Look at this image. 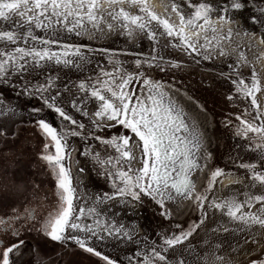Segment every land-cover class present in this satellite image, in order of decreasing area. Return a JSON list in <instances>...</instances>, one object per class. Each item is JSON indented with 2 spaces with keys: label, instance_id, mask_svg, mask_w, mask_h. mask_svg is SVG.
Wrapping results in <instances>:
<instances>
[{
  "label": "rangeland",
  "instance_id": "rangeland-1",
  "mask_svg": "<svg viewBox=\"0 0 264 264\" xmlns=\"http://www.w3.org/2000/svg\"><path fill=\"white\" fill-rule=\"evenodd\" d=\"M167 1L170 4H179L187 14L189 0ZM191 2L198 3L205 2V0H191ZM206 2L211 4L214 9H228L227 15L231 17L234 28L231 37L232 42H236L234 38L237 39V36H244L245 32L248 33L245 36L251 34H256L260 38L264 36V24L251 21L253 16L264 21V0H206ZM234 2H240L244 7L233 11L231 5ZM126 4L129 7H123L126 11H129L130 3L126 2ZM135 14H139V9ZM217 15L218 13L213 11L211 19L217 18ZM13 19H18V17H13ZM237 23L239 27H236ZM112 24L115 26V31L105 27L104 34L102 30L99 34L98 31L92 30L95 34L93 38H100V42L97 43L90 40L87 35L91 27L88 24L85 25L88 31L83 32L79 37L68 33L61 35V43L82 46L83 55L86 56V59L80 68L63 63L57 65L53 62L44 66L42 70L40 68L30 70V74L24 75L23 79L19 75L13 77L11 74L7 83L0 79V213L12 212L21 215L26 211V214L33 212L35 215L34 225L27 232H23L22 238L17 244L18 247L10 253V261L12 264H54L57 262L62 264L65 261H68V264H105L99 257L81 249L75 241H53L39 230L42 223L41 218H46L49 212L55 213L58 210L60 190L57 187L56 170L46 160L42 159L44 155L55 154L54 142L45 135L39 127L38 121L44 119L56 127L58 133L61 129L65 133L63 139L67 141L68 148L66 151L68 155L65 156L63 163L70 170L72 184L79 196V200L74 199L76 214L79 215L80 207L85 208L86 205L83 201L84 198L80 197L78 186H75L77 175L73 173L71 159V155L75 151L76 162L80 163L79 174L83 175L81 178L88 177L86 185L93 190L98 200L97 203L109 204V200H114L115 197L112 196L113 183L107 172L116 171L115 160L109 162V158L117 156L116 146L93 139V136L99 135L102 138H111L117 133H122L123 129L115 126L106 128L101 132L95 130L92 121L96 120L92 118V114L95 116L94 112L97 105L94 98L91 97L90 86L95 84L97 76L103 79L101 70L112 73L115 68L118 70L115 72L117 78L121 71L135 74L137 69L135 61L149 55H157L162 59L152 68H149L148 64H144L140 71L145 72L148 78L161 83L163 86L176 83L188 89L196 96L192 100L197 108H200L205 116L207 115L208 124L210 125L208 132L212 135L210 141L211 153L207 158V163L202 166L205 173L189 203H178V209L165 204L168 209L167 216L163 214L164 209L150 198L139 201L143 208H133L136 212L132 207L126 208L119 204L116 212L118 218L116 225L118 227L123 226L125 231L132 235V243L125 245L123 241L126 238L122 237L119 245L112 241L111 243L90 242L89 246L102 251L110 259L116 260L117 264H136L138 258L142 259L144 249L146 247L150 249L153 242L159 248L158 234L170 235L173 231H179L177 225H183L185 230L194 228V231L188 240L175 246L174 253H172V249L168 250L169 253H172L170 256L168 255L170 264H175L177 259H182L183 264H190V262L199 264L202 257L210 249H218L216 255L223 257L225 264H228V262L230 264H251V260L264 259V227L258 223L245 225L233 221L227 216L226 209L221 211L209 207V204L213 203V197H216L217 182L221 176L216 179L212 191L205 193L208 199L204 202L206 215L203 218V224L200 222L201 210L196 206L197 202L195 200V195L205 187L209 171L216 167L223 169L224 174L231 173L241 176L248 185L232 184L228 186L215 200V203L229 199L244 203L248 196H254L258 191L264 190V182L254 180L251 170L240 166L247 163H256L258 165L256 171L264 172V166L260 165L262 150L256 148V143L259 141H250L236 135V132L242 127L237 116L241 115L252 121L256 112L251 106L250 98L237 93L235 86L230 82L229 73H234L235 68L230 69L228 65H235V57H220L214 50L215 52L210 51L213 56L212 60L197 58L194 61L181 48L174 46L175 42L170 39L168 40L169 44L164 45L158 39L159 36H157L156 41H151L148 35H143L146 32L138 33L137 36L133 35L132 37L123 36L125 34L118 35V27L119 30L121 27H116L114 22ZM11 27V24L0 19V31L10 30ZM227 27V25L224 26L225 31H227ZM36 35L43 34L37 30ZM248 43H242L240 47L245 59L248 61H243L240 64V74L246 82H250L251 74L255 71L262 88H264V73L255 61L251 62V58L254 56L258 63L264 61V44ZM11 47L13 45L0 40V50L10 51ZM177 63L180 67L175 66ZM168 64L169 66H167ZM49 76L53 81L50 94L55 96L57 91L61 94L56 98L57 106L62 107L78 123H83L85 126L83 129H79L72 125L70 121L62 119L53 110L42 104L40 95L33 94V87L46 84ZM89 77L92 79L89 80ZM81 81H85L89 85L87 96L79 90ZM25 84L29 86L26 92L23 91ZM131 87L139 95L143 84L138 76ZM188 90H183V95L188 96L190 94ZM48 94L49 92L44 93L45 96ZM146 95L147 91L144 92V96ZM230 95L231 99L228 98ZM259 95L257 93V97ZM82 100L83 103H81ZM73 102H75V107H73ZM258 103H260L262 109L259 99ZM33 108H42V110L34 112ZM245 109H247V113H245ZM97 119L100 118L97 117ZM259 122V120L255 121L257 124ZM73 130L78 134H73ZM249 136H252V134L250 133ZM134 139L138 138L133 136L128 147L131 146ZM45 145H47V148ZM85 150H87V155L83 154ZM139 154L141 168L143 164L140 147ZM132 162L133 159H131ZM121 166L125 171L131 167L130 164L124 162ZM81 168L83 172L80 171ZM29 185L31 186L29 187ZM28 189H31L32 192L29 190L28 195H26ZM104 193L109 194L108 198H103ZM86 207L91 208L89 205ZM261 208L260 202H255L251 208L246 206L243 211H251L264 218V211H261ZM88 209L85 216L89 218L84 222L91 223L94 214L89 213ZM180 213L183 218L186 217L185 220L183 222L174 221L179 218ZM133 222L138 228L144 224L145 234L141 233L143 236L142 241H140L138 235L135 236L131 230L127 229L130 223ZM225 229H228V231H225ZM68 230H66V235ZM226 239L227 241H225ZM145 240H147V245ZM253 240H258L259 243H252ZM20 246H24V253L20 257L14 256L15 251ZM185 248H188L187 253L183 255L181 253H185ZM138 250L140 252L139 257L137 256ZM180 251L181 253H179Z\"/></svg>",
  "mask_w": 264,
  "mask_h": 264
},
{
  "label": "snow or ice",
  "instance_id": "snow-or-ice-1",
  "mask_svg": "<svg viewBox=\"0 0 264 264\" xmlns=\"http://www.w3.org/2000/svg\"><path fill=\"white\" fill-rule=\"evenodd\" d=\"M129 2L131 7L139 9V14L126 11L123 5ZM169 6L165 5L167 9ZM171 12L178 16V23L170 22L167 12L164 15L153 10V6L148 0H0V19L12 25L10 30L0 31V40L6 44L13 45L10 51L0 50V79L8 82L9 75L13 77L19 75L23 79L24 75L30 74V70L36 68L43 69L49 63L57 65H75L80 68L86 56L83 55V48L78 44L61 43L60 37L63 33L74 34L79 37L83 32L88 31L85 27L90 24L92 29H98L99 23L107 14L112 21L119 23L122 34L132 37L135 33L146 32L151 41L157 40L155 27L162 28L160 34L166 35L174 46L181 48L194 61L197 58L212 60L210 50H215L220 57H227L235 53V65L229 64L230 69L235 68V72L229 73L230 82L235 86L236 92L250 98L251 106L256 112L252 121L238 115L242 127L236 132L238 137L247 140H257L256 148L262 150L260 165L264 166V109L258 103L259 99L264 101V88L257 78L256 72L251 74L250 82L240 74L239 66L245 60L243 51L237 47H231L229 43L234 32L233 21L227 15V8L214 9L206 2L187 4V14L179 4H171ZM244 5L234 2L231 5L233 11L242 9ZM213 11L218 13L217 19H211ZM18 17V19H13ZM253 23L264 24L255 16L251 17ZM155 22V23H153ZM227 25L225 32L224 26ZM109 29L115 31L114 24H108ZM236 27H239L238 23ZM43 35H36V31ZM245 35L248 33L245 32ZM259 43L264 44V36ZM162 57L149 55L138 58L136 73H126L121 71L119 77L115 75L118 71L114 68L112 73L102 71L103 79L97 76L95 84L91 85V97L97 105L94 115L99 117L102 123L92 121L97 132L106 128L119 126L122 133H117L111 138H102L94 135L93 139L101 140L104 143L115 145L117 156L109 158V162L115 160L116 171H109L107 175L113 183L112 196L122 199L130 198L133 201H142L150 198L164 209L167 216L168 209L165 206L166 200H174L176 196L189 197L192 195L194 181L190 173L200 167L198 156L201 143L195 129L190 133L191 140L187 136H182V131H187L189 125L185 122L183 109H177L171 97L165 102L166 91L164 86L146 76L140 68L148 64L149 68L159 63ZM180 67L179 63L175 65ZM164 70V69H161ZM137 76L142 81L139 95L131 85L136 81ZM89 80L92 78L89 77ZM53 81L49 76L46 84L33 87V94L40 95L42 104L53 110L62 119L70 121L79 129L85 126L78 123L72 116L68 115L60 106L56 104V98L61 94L56 92L55 96L50 94V87ZM28 84L24 85L23 91L28 90ZM89 85L85 81L79 84V90L88 95ZM147 95L144 96V92ZM45 92H49L47 96ZM231 99V95L228 97ZM83 103V100L81 101ZM75 107V102H73ZM42 108H33L34 112L41 111ZM247 113V109H245ZM259 120V124L255 123ZM39 127L47 137L54 142L55 154L44 155L46 160L56 170L57 187L59 191L60 206L55 213L49 212L46 218H41L40 231L53 241L73 240L88 253H92L105 262V264H117L116 260L110 259L102 251L89 246L90 242L111 243L119 245L121 238L125 237L124 243H132L133 237L126 232L123 226H117L115 221L109 222L107 219L100 223L99 213L95 208H89L88 212L94 214L92 223H86L89 217L85 216V208L80 207L79 215L74 208V199L79 200L76 189L72 184L70 170L63 163L68 155L67 141L63 139L65 133L63 129L58 130L51 123L44 119L38 121ZM252 136H249V134ZM73 134H78L73 130ZM131 134V135H129ZM138 138L135 143L141 149L143 166L138 170L131 167L127 171L123 169L122 162L131 163L132 151L128 147L132 137ZM47 148V145H45ZM87 155V150L84 151ZM210 155V154H206ZM179 162V168L176 165ZM251 170L252 178L264 182V172L256 171V163L240 165ZM83 172V169H80ZM224 174V170L216 167L209 171L206 184L203 190L195 195V200L201 210V224L206 215L204 202L208 199L205 195L211 192L216 179ZM109 194L104 193L103 198H108ZM218 197H213V203L209 207H214L221 211L226 209V214L233 221L241 222L245 225L258 223L264 227V218L243 209L247 206L251 208L253 203L260 202L261 211H264V194L248 196L244 203L234 199L215 203ZM0 225L4 221L0 220ZM76 230V234L66 235L67 229ZM179 231H173L170 235H159V248L153 242L150 249H144L142 259H137L136 264H168V255L175 251V246L184 243L192 236L194 228L184 229L183 225H177ZM228 231V229H225ZM82 234V235H81ZM247 242V241H246ZM259 243L258 240L251 241ZM22 243V242H21ZM147 244V240H145ZM18 247L17 244L6 246L0 250V264H12L10 253ZM172 249V253L168 250ZM137 256H140L139 250ZM208 264H225L223 257L211 254ZM175 264H183L182 259H177ZM230 264V262H228ZM251 264H264V259L251 260Z\"/></svg>",
  "mask_w": 264,
  "mask_h": 264
},
{
  "label": "bare ground",
  "instance_id": "bare-ground-1",
  "mask_svg": "<svg viewBox=\"0 0 264 264\" xmlns=\"http://www.w3.org/2000/svg\"><path fill=\"white\" fill-rule=\"evenodd\" d=\"M101 2H103V0H101ZM148 2L153 6V10L156 11L158 14L164 15L166 12L168 14V18L170 19V22H176L178 23V16L171 12V4L167 1V0H148ZM165 5H168L169 7L166 9ZM125 7H129L126 3L123 5ZM131 12H133V14L136 13V11L138 9L134 8V7H130L129 8ZM217 18L213 19L216 20ZM115 23L116 27L120 26L119 23L112 21V19L105 14L103 21H100L99 23V27L98 29H95L96 31L99 32V34L101 33V30L103 31L104 34V29L105 27L108 29V24L110 23ZM155 23V22H153ZM90 25V24H88ZM94 29H92L90 27V32L87 33V35L89 36V39L92 40L93 42L97 43L100 42L98 37H95V39L93 38V36L95 35L93 33ZM121 30V32H120ZM119 30L118 27V35H122V29ZM154 31H156V35L159 36L158 39L161 40L160 42H163L162 44H169L168 40L169 38L166 37V35H161L160 32L162 31V28L157 30L155 27L153 28ZM92 31V32H91ZM117 32V31H116ZM226 32V31H225ZM144 33V32H143ZM141 34V33H140ZM135 36L138 35V33L134 34ZM143 35H147L146 33ZM123 36H127L126 34ZM114 37V36H113ZM116 37V36H115ZM112 39V38H111ZM260 37L257 36L256 34H251L249 36H237V39L234 38V40L236 42H232L230 40V44L231 47L233 48H237V47H241V44H249L248 42H256L258 44L260 41ZM107 41V40H106ZM131 41V40H130ZM129 41V42H130ZM136 41V40H135ZM142 41V40H141ZM132 43V42H131ZM134 43V42H133ZM144 43V42H143ZM138 44V43H137ZM153 44V43H151ZM161 44V43H160ZM170 48V47H169ZM174 50V49H173ZM178 51V50H177ZM215 52L214 50H210ZM166 52V51H165ZM173 52V51H172ZM155 53V52H154ZM217 53V52H215ZM170 54V53H169ZM263 55H264V51H263ZM107 56V55H106ZM230 57H235V53H232L229 55ZM252 61H255L258 64L259 69L264 73V61L262 63H258L256 60V57H252L251 58ZM193 60V59H192ZM165 61V60H164ZM244 61H247L246 59ZM248 62V61H247ZM251 64V63H250ZM169 66V64L167 65ZM174 66V65H173ZM200 67V66H199ZM189 68V67H188ZM201 68V67H200ZM175 69V68H174ZM196 69V68H194ZM141 70V69H140ZM197 71V70H196ZM135 73V72H134ZM213 76V75H212ZM204 78V77H203ZM209 78V77H208ZM221 78V77H220ZM216 82V81H215ZM164 90L166 91V97H165V102H168V98L171 97V100L174 102V105L177 109H183V114H184V119L185 122L189 125V128L187 131H182L180 133V135L182 136H187L189 140H191V135L190 133L193 131V129H195L196 134L199 137L200 143H201V148L199 150L198 156L200 158V167L196 168L193 172L190 173V177L193 179L194 184H193V191L192 194L194 193V191L197 189V187L199 186L200 182L202 181V177L205 173V169L202 168V166L204 164L207 163V158L209 157V155L206 154H210L211 150H210V141H211V133H209V129H210V125L208 124V119H207V115L205 116V113H202V110H200V108L198 109L197 106L195 105V103L193 102L192 99H194L196 96H194L188 89L183 88L179 85H177L176 83H171L170 85L164 86ZM183 90H188L189 91V95L186 96L183 95ZM227 92V91H226ZM232 92V91H231ZM260 95L258 96L259 99ZM237 100V99H236ZM259 101L262 104V109H264V101H261L259 99ZM198 103V102H197ZM240 103V102H239ZM239 105V104H238ZM242 105V104H241ZM204 112V111H203ZM92 118H94V120L97 121V123H102V121L100 119H97L96 116H93L92 114ZM213 119V118H212ZM211 123V122H209ZM105 138V137H104ZM135 140L131 143V146L129 147L132 151V155L134 157L133 162L130 163V166L133 168V170H138L140 168V161H141V157L139 154V147L136 145ZM102 146V145H101ZM92 147V146H91ZM98 152V151H97ZM111 153V152H110ZM101 155V154H100ZM96 159V158H95ZM78 162V161H77ZM77 162L75 163V165H77ZM108 162V161H107ZM111 163V162H110ZM129 166V165H128ZM111 167H113L111 165ZM177 169L179 168V162H177L176 165ZM128 168V167H127ZM82 177V176H81ZM88 177H84L81 179V185H82V190H81V195L84 204L87 206L89 205L91 208H95L96 212L99 213V220L100 223L103 224L105 222V220L107 219L109 222L111 221H115L117 223V206H119V204H122L123 206H125L126 208H135V209H142L143 205L139 202V201H133L130 198H126V202L125 199H122L120 197H115L114 200H109V204H98V200L97 197L95 196L93 190H91L88 185H86V181ZM232 184H245L248 185V183L246 182V180L244 178H242L241 176L237 175V174H231V173H225L224 175H222L220 177V179L217 182V188H216V197H219L224 190L232 185ZM80 185V186H81ZM111 188V187H110ZM257 192V191H256ZM264 194V190H260L257 192L256 195H261ZM192 196V195H191ZM191 196L189 197H181V196H176L174 200H166L165 204H169L172 205V207L174 209H178L177 205L178 203L182 202V203H189V200L191 198ZM114 197V196H113ZM85 206V212L89 207ZM134 210V209H133ZM135 211V210H134ZM186 211V210H185ZM107 212V213H106ZM111 212V213H109ZM136 212V211H135ZM183 213V212H182ZM143 214V213H142ZM182 214L180 213L178 215V219L174 220L176 222H183L185 220V218H183L181 216ZM184 215V214H183ZM93 217V216H92ZM146 218V216H145ZM151 218V217H150ZM131 222V221H130ZM149 222V221H148ZM92 223V222H91ZM128 230H131L133 234L138 235V237L140 238V241H142L143 236L141 235V232L139 231V228L134 224V223H130L129 228H127ZM76 231V230H75ZM145 234V232L143 233ZM151 240V239H150ZM227 241V239L225 240ZM129 244V243H125ZM160 244V243H159ZM147 245V244H146ZM124 246V245H123ZM122 246V247H123ZM121 247V246H120ZM126 247V246H125ZM133 247V246H132ZM176 249V248H175ZM187 249L185 248L184 251L185 253H181V251L179 253L186 255L187 253ZM218 249H210L209 251H207L205 253V255L202 257L200 263H208L209 259L212 258L211 254L212 253H216ZM130 252V251H129ZM222 253V251H220ZM128 253V252H127ZM131 253V252H130ZM129 254V253H128ZM170 256V255H169ZM227 258V257H226ZM230 259V258H228ZM194 261V260H193ZM168 264H170L168 262ZM190 264H195L193 262H190ZM198 264V263H197Z\"/></svg>",
  "mask_w": 264,
  "mask_h": 264
},
{
  "label": "flooded vegetation",
  "instance_id": "flooded-vegetation-1",
  "mask_svg": "<svg viewBox=\"0 0 264 264\" xmlns=\"http://www.w3.org/2000/svg\"><path fill=\"white\" fill-rule=\"evenodd\" d=\"M71 159H72L73 173L74 174L76 173V175H77L75 186L76 185L78 186V192L80 194V197H82V195H81L82 185L80 182L82 179L81 176H83V175L79 174L80 163L77 162V165H75L76 159H77L76 158V151L74 153H72ZM84 176H86V175H84ZM10 180H11V178H10ZM10 180H8V181H10ZM30 186L31 185H29V187ZM29 190H31V189H28L26 195H28ZM31 192H32V190H31ZM34 219H35V215L33 212L26 214V211H25V213H22L21 215L18 213L13 214L12 212L0 213V220L4 221V225H0V250L5 248L6 246H10L12 244H18L22 238L21 236L23 235V232H27L34 225ZM139 231L142 234L145 232L144 224H142V226L139 227ZM71 234H76V232H75V230L69 228L67 235H71ZM23 245H27V244H23ZM23 253H24V246H22V249L17 250L15 252L14 256L20 257ZM58 263L59 262L54 263V264H58ZM68 263H69L68 261L67 262L65 261L62 264H68Z\"/></svg>",
  "mask_w": 264,
  "mask_h": 264
},
{
  "label": "built area",
  "instance_id": "built-area-1",
  "mask_svg": "<svg viewBox=\"0 0 264 264\" xmlns=\"http://www.w3.org/2000/svg\"><path fill=\"white\" fill-rule=\"evenodd\" d=\"M19 249H22V246H20L17 250H19ZM17 250H16V251H17ZM16 251H15V252H16Z\"/></svg>",
  "mask_w": 264,
  "mask_h": 264
}]
</instances>
